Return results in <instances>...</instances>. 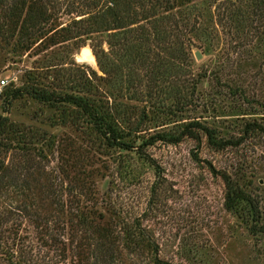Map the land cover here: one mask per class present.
<instances>
[{"label": "rangeland", "instance_id": "374dc122", "mask_svg": "<svg viewBox=\"0 0 264 264\" xmlns=\"http://www.w3.org/2000/svg\"><path fill=\"white\" fill-rule=\"evenodd\" d=\"M31 1L42 6L49 19L23 33L20 21L24 0H3L0 7V78L10 81V89L24 93L38 86L43 74H53L46 68L53 64L68 69L71 80L78 75L90 76L93 71L102 75L92 52L82 51L85 47L93 50L95 45L108 49L106 38L97 33L93 37L83 35L86 24L79 21L92 12L95 5L91 2L99 0H28ZM16 7L20 10L14 12ZM14 13L19 26L12 24ZM225 45L224 41L218 45L207 42L202 61L195 58L194 72L199 76L196 100L178 118L207 121L220 132V137L238 140L251 118L264 124L263 57L247 53L243 60L227 66L219 61ZM233 89L244 90L248 101L232 96ZM155 100L154 104H141L148 107L150 134L170 130L172 124L161 126L174 120L166 107L173 100L165 101L166 106L158 98ZM51 115V110L26 93L0 98V116L25 130H44L46 118ZM75 129H54L55 153L42 158L34 149L38 147L11 146L0 153V162L18 168L23 175L29 164L44 168L45 174L54 178V185L61 188L66 206L76 212L80 207L86 208L87 213L96 216V226L102 220L113 225L115 235L120 234L123 241L119 247L124 264H157L156 260L161 264H264V234L253 233L250 208L244 202L239 210H229L225 183L207 169L211 163L226 171L244 196L257 202L264 223V135H249L238 149L222 153L205 145L197 150L190 142L178 146L158 144L146 153L157 165L156 170L136 153H95ZM193 152L206 163H197ZM33 167L28 179L34 186L44 172ZM72 188L77 198L67 195ZM12 217L7 226L15 225L19 234L5 233L2 242L7 247L0 246V264H16L14 257L18 253L28 264H87L78 260L82 250L91 252L81 244L82 232L69 230L63 238L64 252L61 246H52L51 237L46 235L47 228L55 234L54 222L41 221L45 227L40 229V222L17 211ZM137 223L158 251L148 246L136 247L134 251L126 247V234L130 227L136 229Z\"/></svg>", "mask_w": 264, "mask_h": 264}, {"label": "trees", "instance_id": "16d2710c", "mask_svg": "<svg viewBox=\"0 0 264 264\" xmlns=\"http://www.w3.org/2000/svg\"><path fill=\"white\" fill-rule=\"evenodd\" d=\"M2 2L0 0V7ZM91 4L95 5L92 12L79 21L86 24L83 35L93 37L97 33L106 38L108 49L102 45L93 46L102 75L93 71L90 76L83 78L78 75L71 80L72 74H68V69L59 68L62 64H53L46 67L53 74H43L38 86L29 91H13L10 85L2 96L26 93L51 110L52 115L46 118L47 128L40 131L25 130L0 116V153L11 149V146L29 145L38 147L34 149L43 158L45 154L56 152L54 129L72 126L83 143L95 153L105 156H112L116 151L136 153L157 170V165L146 153L158 144L178 146L190 142L197 150L205 145L222 153L238 149L249 135H264V124L258 118L246 122L238 140L220 137V132L207 121L178 118L195 103L199 76L194 72L193 53L200 49L205 55L207 42L213 45L226 42L225 52L219 61L227 63V66L243 60L247 53L263 57L261 71L264 75V0H99ZM18 9L16 7L14 12ZM21 10V33L49 19L43 7L32 1L24 0ZM13 17L12 24L18 25L16 13ZM231 92L234 97L240 96L242 102L248 101L244 90L233 89ZM157 98L161 104L173 100L171 105H163L168 107V115L174 120L161 127L173 126L170 130L150 134L148 107L141 104H154L153 100ZM262 107L264 112V105ZM262 116L261 119L264 113ZM194 156L197 163H206L195 153ZM33 166L39 168L38 172L45 171L37 164H29L25 166L28 171L23 175L18 168L0 162V246L7 247L2 242L5 233L19 234L15 225L7 226L17 211L40 222L37 226L40 229L45 227L41 221L54 222L52 231L55 234H50L47 228L46 235L51 237L52 246H61L64 252L63 238L69 230L75 228V231L82 232L81 244L91 252L86 254L82 250L78 260L87 264H124L119 247L123 241L120 234L115 235L113 225L100 219L102 221L96 226V216L87 213L86 208L80 207L76 212L72 206H66L61 188L54 185V178L51 179L46 172L41 173L39 179L35 177L33 186L28 179ZM207 169L225 183L226 207L239 210V205L245 202L251 210L253 233L264 234L257 202L250 196H244L226 171L218 170L211 163ZM41 178L45 182H40ZM73 192L74 188L67 190V195L73 197L76 195ZM135 226L136 229L132 226L126 234V247L134 251L136 247L148 246L158 251L142 232L141 226L138 223ZM14 260L18 264H28L22 253H18ZM156 262L161 264L158 260Z\"/></svg>", "mask_w": 264, "mask_h": 264}, {"label": "water", "instance_id": "95a60500", "mask_svg": "<svg viewBox=\"0 0 264 264\" xmlns=\"http://www.w3.org/2000/svg\"><path fill=\"white\" fill-rule=\"evenodd\" d=\"M90 50V52H92V54L94 55L93 50L90 47H85L82 51V54H84L86 51ZM194 56L196 58V60L198 62L202 61V59L204 58V53L200 50V49H195L194 50ZM95 57V55H94ZM96 59V58H95Z\"/></svg>", "mask_w": 264, "mask_h": 264}, {"label": "built area", "instance_id": "2783aa9c", "mask_svg": "<svg viewBox=\"0 0 264 264\" xmlns=\"http://www.w3.org/2000/svg\"><path fill=\"white\" fill-rule=\"evenodd\" d=\"M9 86L10 81L7 78H0V98Z\"/></svg>", "mask_w": 264, "mask_h": 264}]
</instances>
